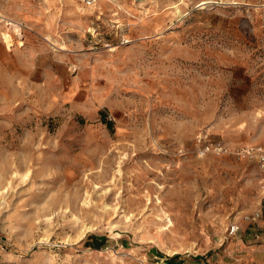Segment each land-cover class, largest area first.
<instances>
[{
    "label": "rangeland",
    "instance_id": "1",
    "mask_svg": "<svg viewBox=\"0 0 264 264\" xmlns=\"http://www.w3.org/2000/svg\"><path fill=\"white\" fill-rule=\"evenodd\" d=\"M200 134L264 146V0H0V264H264Z\"/></svg>",
    "mask_w": 264,
    "mask_h": 264
},
{
    "label": "built area",
    "instance_id": "2",
    "mask_svg": "<svg viewBox=\"0 0 264 264\" xmlns=\"http://www.w3.org/2000/svg\"><path fill=\"white\" fill-rule=\"evenodd\" d=\"M94 0H85L87 4L92 3ZM197 144L201 147V151L204 153L213 152V153H226L237 155L238 157H246L253 159L262 174L264 175V146L263 145H251L244 146L236 149H229L227 145L219 141L210 140L207 135L200 134L197 137ZM264 177V176H263ZM236 225L230 226V233H233L237 230Z\"/></svg>",
    "mask_w": 264,
    "mask_h": 264
},
{
    "label": "trees",
    "instance_id": "3",
    "mask_svg": "<svg viewBox=\"0 0 264 264\" xmlns=\"http://www.w3.org/2000/svg\"><path fill=\"white\" fill-rule=\"evenodd\" d=\"M107 122V121H105ZM108 124V122H107ZM177 255L172 256V257H167L166 259V264H179V261H176Z\"/></svg>",
    "mask_w": 264,
    "mask_h": 264
},
{
    "label": "bare ground",
    "instance_id": "4",
    "mask_svg": "<svg viewBox=\"0 0 264 264\" xmlns=\"http://www.w3.org/2000/svg\"><path fill=\"white\" fill-rule=\"evenodd\" d=\"M94 1H96V0H94ZM4 39H5V41H6V43L9 45V44H11L10 42H11V39L12 38H10V35H8V34H5L4 35ZM13 40V39H12Z\"/></svg>",
    "mask_w": 264,
    "mask_h": 264
},
{
    "label": "crops",
    "instance_id": "5",
    "mask_svg": "<svg viewBox=\"0 0 264 264\" xmlns=\"http://www.w3.org/2000/svg\"><path fill=\"white\" fill-rule=\"evenodd\" d=\"M259 168V167H258Z\"/></svg>",
    "mask_w": 264,
    "mask_h": 264
}]
</instances>
